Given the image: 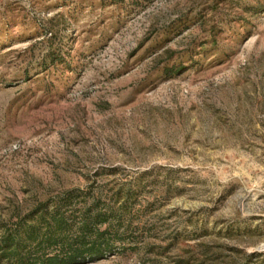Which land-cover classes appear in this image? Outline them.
Returning a JSON list of instances; mask_svg holds the SVG:
<instances>
[{
	"label": "rangeland",
	"instance_id": "rangeland-1",
	"mask_svg": "<svg viewBox=\"0 0 264 264\" xmlns=\"http://www.w3.org/2000/svg\"><path fill=\"white\" fill-rule=\"evenodd\" d=\"M98 198L79 264H264V0H0V242Z\"/></svg>",
	"mask_w": 264,
	"mask_h": 264
},
{
	"label": "trees",
	"instance_id": "trees-1",
	"mask_svg": "<svg viewBox=\"0 0 264 264\" xmlns=\"http://www.w3.org/2000/svg\"><path fill=\"white\" fill-rule=\"evenodd\" d=\"M71 198L68 196L65 201ZM61 205L52 212L47 208L38 210V224L6 234L0 242V263L79 264L103 258L112 251L113 243L106 237L109 230L101 231L114 214L112 207L103 211L100 199H94L83 206L80 223L73 226Z\"/></svg>",
	"mask_w": 264,
	"mask_h": 264
}]
</instances>
